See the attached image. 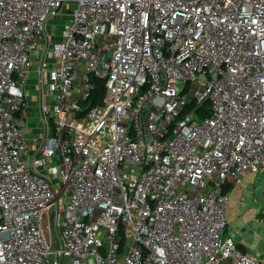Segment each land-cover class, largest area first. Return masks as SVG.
Here are the masks:
<instances>
[{"label":"built area","instance_id":"built-area-1","mask_svg":"<svg viewBox=\"0 0 264 264\" xmlns=\"http://www.w3.org/2000/svg\"><path fill=\"white\" fill-rule=\"evenodd\" d=\"M263 170L264 0H0V264H261L225 190Z\"/></svg>","mask_w":264,"mask_h":264},{"label":"rangeland","instance_id":"rangeland-1","mask_svg":"<svg viewBox=\"0 0 264 264\" xmlns=\"http://www.w3.org/2000/svg\"><path fill=\"white\" fill-rule=\"evenodd\" d=\"M67 15L69 9L65 7L52 18L47 24V35L53 39L59 37ZM35 76H28V86L35 85V80H38L34 79ZM34 105L31 113L36 111ZM227 196L225 236L234 235L236 244L243 247L250 257L264 264V170L257 175L248 174L227 192Z\"/></svg>","mask_w":264,"mask_h":264},{"label":"crops","instance_id":"crops-1","mask_svg":"<svg viewBox=\"0 0 264 264\" xmlns=\"http://www.w3.org/2000/svg\"><path fill=\"white\" fill-rule=\"evenodd\" d=\"M35 67L32 69V71L29 73L30 75L37 76V66L38 63L35 62ZM28 75V76H30ZM34 77V79L39 80V76ZM38 80H35V85L28 86V83L26 84V102H25V107H24V117L28 126L27 129V138L29 141H33L34 138L37 137H42L45 134V121L43 118V113H42V108H41V103L44 99L43 92L41 93V89L38 86ZM33 104H32V103ZM35 104V105H34ZM36 106V111L34 113H31L32 106ZM40 115V116H39ZM47 119V117H45ZM259 174V173H258ZM257 175V174H256ZM235 186V184H232V186L228 187L227 191L232 189ZM246 252V251H245ZM247 254V252H246ZM248 255V254H247Z\"/></svg>","mask_w":264,"mask_h":264},{"label":"trees","instance_id":"trees-1","mask_svg":"<svg viewBox=\"0 0 264 264\" xmlns=\"http://www.w3.org/2000/svg\"><path fill=\"white\" fill-rule=\"evenodd\" d=\"M92 81L94 84V88H93L92 94H91L90 98L88 99V101L91 104V106H95L98 104H102L103 98L105 95V89H104L103 81L98 80L96 78H93ZM227 189L225 190L226 192H228ZM237 246L241 252L246 253L245 249L243 247H241L239 244H237Z\"/></svg>","mask_w":264,"mask_h":264},{"label":"water","instance_id":"water-1","mask_svg":"<svg viewBox=\"0 0 264 264\" xmlns=\"http://www.w3.org/2000/svg\"><path fill=\"white\" fill-rule=\"evenodd\" d=\"M51 234H52V236H53V238H54V231H53V228H52V227H51ZM53 247L56 248V247H57L56 244H54Z\"/></svg>","mask_w":264,"mask_h":264}]
</instances>
